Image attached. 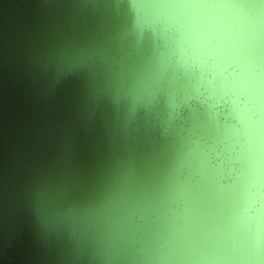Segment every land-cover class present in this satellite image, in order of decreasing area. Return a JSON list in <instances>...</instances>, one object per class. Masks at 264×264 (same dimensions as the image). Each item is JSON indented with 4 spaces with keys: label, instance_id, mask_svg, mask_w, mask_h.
<instances>
[{
    "label": "water",
    "instance_id": "95a60500",
    "mask_svg": "<svg viewBox=\"0 0 264 264\" xmlns=\"http://www.w3.org/2000/svg\"><path fill=\"white\" fill-rule=\"evenodd\" d=\"M0 264H264V0H0Z\"/></svg>",
    "mask_w": 264,
    "mask_h": 264
}]
</instances>
